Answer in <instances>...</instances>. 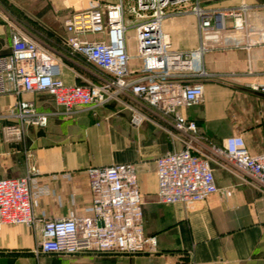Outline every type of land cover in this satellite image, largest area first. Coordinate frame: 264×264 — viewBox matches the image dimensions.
Segmentation results:
<instances>
[{"label": "built area", "instance_id": "1", "mask_svg": "<svg viewBox=\"0 0 264 264\" xmlns=\"http://www.w3.org/2000/svg\"><path fill=\"white\" fill-rule=\"evenodd\" d=\"M203 3L91 0L90 7L64 20V35L56 38L74 64L70 66L79 83L71 86L63 80L66 56L21 21L4 14L2 18L11 32V49L0 55V96L47 95L58 108L41 111L34 99L9 105L0 118L17 123L3 128L4 142H23L28 128H46L52 118L72 119L114 106L118 113L129 112L133 128L152 124L168 136L173 146L155 160L160 204L192 208L208 201L220 190L216 167L264 190V143L260 153H251L241 134L226 138L222 144L214 143L183 113L202 103V79L225 77L204 68L203 57L214 46L257 47L264 63V16L253 13L264 12V4L215 8ZM185 15L198 20L200 46L175 51L164 25L169 18ZM127 18L134 21L130 27L136 32L140 65L135 69L130 66L132 56L126 44ZM228 32L245 36L234 37ZM248 73L260 78L248 88L264 95V69L256 70L249 61ZM86 172L92 194L87 211L93 216H34L39 189L36 169L31 168L23 178L0 179V226L22 224L32 230L40 226L37 255L157 253L156 238L148 237L144 230L136 164L90 166Z\"/></svg>", "mask_w": 264, "mask_h": 264}, {"label": "crops", "instance_id": "2", "mask_svg": "<svg viewBox=\"0 0 264 264\" xmlns=\"http://www.w3.org/2000/svg\"><path fill=\"white\" fill-rule=\"evenodd\" d=\"M28 1L0 0V55L11 49V32L2 18L4 14L24 24L34 21L56 40L64 35V20L69 14L91 4V0H45V6L35 17L20 8L30 5ZM207 2L215 8L264 4V0ZM253 13L264 16L263 11ZM55 23L60 24V30ZM164 27L170 34L173 50L188 51L200 46L198 20L193 15L169 18ZM131 56L130 66L135 69L140 61L137 55ZM249 61L256 70L264 69L257 47L247 50L223 43L210 49L203 57L205 70L225 77L202 79L205 91L202 103L184 109L183 113L197 122L214 143L222 144L226 138L241 134L250 152L260 153L264 143V95L248 88L260 81L248 73ZM63 80L68 86L79 83L68 64L63 68ZM23 99H34L41 111L58 109L47 95H3L0 115L9 105ZM129 120V112L118 113L117 107L109 106L96 114L81 113L72 120L52 118L46 128H28L23 142L6 143L3 128L17 122L0 118V179L23 178L35 168L39 191L32 210L34 216L44 213L48 219L70 214L91 217L93 214L87 211L92 202L87 168L134 163L143 197L145 234L156 238L157 253L37 255L40 226L32 230L22 224H3L0 264H264V190L216 167L220 190L208 201L192 208L160 204L155 160L173 146L158 127L145 123L133 128Z\"/></svg>", "mask_w": 264, "mask_h": 264}, {"label": "rangeland", "instance_id": "3", "mask_svg": "<svg viewBox=\"0 0 264 264\" xmlns=\"http://www.w3.org/2000/svg\"><path fill=\"white\" fill-rule=\"evenodd\" d=\"M204 1L203 5L206 6L209 3L207 2V0H202ZM30 5L27 6H23L20 7L23 10H26L27 12H30L33 16L38 17V14L41 11V8H43V6H45V0H30L28 1ZM18 8V9H20ZM72 14V13H71ZM70 15V14H69ZM18 21H20L18 19ZM33 23V24H32ZM32 23H27L24 24L26 27L29 28V30L33 31L34 33H36L38 36H41L42 39H46V41H48V43H50L52 46L56 47L58 49V51L62 52L64 56H66L64 58V61L66 64L68 65H74L72 60L69 58V54L67 52V50H65L63 47H61L59 40H55L54 38H50L49 37V32L44 30L43 27H41L40 25L37 24V26L35 25L34 21H32ZM62 25V22L60 23ZM60 24L58 25V23H55V28L60 27ZM134 24V21L130 20V19H126V25L129 27V30L126 34V44H127V48L129 53L132 55H137V41H136V32L135 29L133 27H130ZM61 32V31H60ZM72 120V119H71Z\"/></svg>", "mask_w": 264, "mask_h": 264}, {"label": "trees", "instance_id": "4", "mask_svg": "<svg viewBox=\"0 0 264 264\" xmlns=\"http://www.w3.org/2000/svg\"><path fill=\"white\" fill-rule=\"evenodd\" d=\"M50 35V34H49ZM50 37V36H49Z\"/></svg>", "mask_w": 264, "mask_h": 264}]
</instances>
